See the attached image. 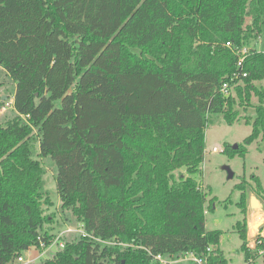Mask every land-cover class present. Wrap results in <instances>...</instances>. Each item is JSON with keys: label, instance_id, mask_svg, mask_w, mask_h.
Returning <instances> with one entry per match:
<instances>
[{"label": "trees", "instance_id": "trees-1", "mask_svg": "<svg viewBox=\"0 0 264 264\" xmlns=\"http://www.w3.org/2000/svg\"><path fill=\"white\" fill-rule=\"evenodd\" d=\"M0 66L16 83L0 91V111L14 98L0 113V264L58 236L46 157L60 215L87 235L66 231L40 264H230L196 175L215 115L253 126L229 157L264 140V0H0ZM251 180L234 186L248 262L264 261V237L248 244L249 187L264 201Z\"/></svg>", "mask_w": 264, "mask_h": 264}, {"label": "rangeland", "instance_id": "rangeland-1", "mask_svg": "<svg viewBox=\"0 0 264 264\" xmlns=\"http://www.w3.org/2000/svg\"><path fill=\"white\" fill-rule=\"evenodd\" d=\"M0 83H2V85H0V91H3V93L14 89L16 86L14 79H12L8 71L1 66ZM2 112H4L3 108L0 113ZM251 112H253L252 109ZM208 125L205 138L207 145L204 157L205 160L202 163L203 171L199 175H196L198 180L211 186L213 196L217 198L215 201V207L207 212L206 227L211 230L222 229L224 231L220 244L230 261V264H240L243 262L246 264H264L262 257L257 258L256 261L253 260L252 263L244 261V253L240 249L242 240L235 227L236 222L241 220L244 216L237 205L242 192L234 187L241 181L242 176L251 180L253 174L260 176L264 186V140L258 138L256 141L249 144L248 153L245 156L235 154L233 157H229L224 153L225 145L244 143L243 140L249 136L253 126L251 124H245L243 121H235L232 125L228 124L222 115H215L214 121ZM215 146H218L219 148L217 151L213 150ZM38 158L40 159L39 156ZM43 163L46 165V172L44 175V181H46L45 189L49 191V196L53 201L51 205L45 206V210L46 213H52L56 218V221L48 224V226L52 227L53 232L59 233L70 225L76 230L73 232L75 236L80 237L82 232L77 231L78 224L74 222H67L68 224H65V217L60 215L58 209L60 197H58V184L55 178L57 165L50 157L44 158ZM226 166H229L232 171H234L235 176L233 178L228 176V171L225 168ZM251 191L253 190H250L249 187V213L247 219L249 222L256 221L255 224L252 222L255 227L254 231H256L252 234L253 239V237L258 235L264 237V211H256L255 213L258 212L259 215L257 213L253 220L252 215L255 213L250 210ZM228 197L231 199L226 200ZM60 223L62 224V227H59ZM60 247L59 244L49 245L48 248L52 249L51 252L47 253V255H43L41 258L36 259L34 263L30 264H40L42 260L51 257ZM34 253L37 254V250H34ZM23 255H26V252H24Z\"/></svg>", "mask_w": 264, "mask_h": 264}, {"label": "built area", "instance_id": "built-area-1", "mask_svg": "<svg viewBox=\"0 0 264 264\" xmlns=\"http://www.w3.org/2000/svg\"><path fill=\"white\" fill-rule=\"evenodd\" d=\"M228 45H230V42L228 43ZM246 50H244V52H245ZM244 60V58H242L241 59V61H240V63L242 62ZM247 75V74H246ZM222 90L224 91V93L226 94V95H229L230 94V90H229V87H228V83H224V85H223V87H222ZM12 103H13V100H10V101H8V103H6L5 104V106L3 107V109L5 110L6 108H9L11 105H12ZM214 151H217L218 150V147L217 146H215V148L213 149ZM71 232V231H73V232H75L76 230H74V228L72 227V226H70V225H68L65 229H63V231H61V233L52 241V243L50 244V245H52V244H59L61 247H63V245H64V242H63V240H62V236L64 235V233L65 232ZM77 231H81L82 233H84V234H86L87 235V233L84 231V229H83V226H82V224H80V225H78V228H77ZM257 237V236H256ZM256 237H254V239L252 240V242H249V246L252 248V247H256ZM107 243V242H106ZM49 246H46V244L44 243V242H41V244H40V249H42V250H44V251H46L47 250V248H48ZM30 249H28L27 251H26V254H30ZM157 257V259L158 260H160L163 264H169V263H171V261L172 260H170V261H165L164 260V258H163V256L162 255H157L156 256ZM184 259H190V260H193V261H195V262H197L198 264H209L208 262H207V258H205V257H201V258H199V257H197L196 255H194L193 253H190V254H186L181 260H184ZM27 262H29V261H25V256L22 254L21 256H19V257H17L16 259H14L13 260V262L11 263V264H26Z\"/></svg>", "mask_w": 264, "mask_h": 264}, {"label": "crops", "instance_id": "crops-1", "mask_svg": "<svg viewBox=\"0 0 264 264\" xmlns=\"http://www.w3.org/2000/svg\"><path fill=\"white\" fill-rule=\"evenodd\" d=\"M12 100V99H11ZM13 101H14V98H13ZM218 147V146H217ZM219 149V148H218ZM203 184H205V182H202ZM251 212V211H250ZM250 215V214H249ZM65 224H68L67 222H65ZM248 224H249V234H248V238H249V240H250V242H252V240L254 239V237H253V239H252V234H254L256 231H254V233H251V227H250V222L248 221ZM263 227V226H262ZM261 227V228H262ZM61 233V231L58 233V235ZM263 234V233H262ZM30 254H26V255H24L25 256V261H29V262H27L26 264H30V263H34L35 261H36V259H39V258H41L43 255H47V253H49V252H51V250L52 249H50V248H47V250L46 251H44V250H42V249H39V248H35V247H31L30 248ZM34 250H37V254H35L34 253ZM225 252V251H224ZM245 261V260H244ZM245 262H243V263H240V264H244ZM251 263H252V261H251ZM23 264V263H22ZM246 264V263H245Z\"/></svg>", "mask_w": 264, "mask_h": 264}, {"label": "water", "instance_id": "water-1", "mask_svg": "<svg viewBox=\"0 0 264 264\" xmlns=\"http://www.w3.org/2000/svg\"><path fill=\"white\" fill-rule=\"evenodd\" d=\"M234 146L237 148L238 144H234ZM225 168L228 171V176H230V178H233L235 176L234 171H232L229 166H226ZM250 210H252L253 213L258 210L264 211V203L262 199L253 191H251L250 197Z\"/></svg>", "mask_w": 264, "mask_h": 264}, {"label": "bare ground", "instance_id": "bare-ground-1", "mask_svg": "<svg viewBox=\"0 0 264 264\" xmlns=\"http://www.w3.org/2000/svg\"><path fill=\"white\" fill-rule=\"evenodd\" d=\"M258 213V212H257ZM257 213H255V214H253L252 216H253V220L255 219V215L257 214ZM261 213V212H260ZM258 215H259V213H258ZM262 215V214H261ZM258 219V218H257ZM255 224V222L256 221H250V227H251V233H253L254 232V229H255V227H254V224Z\"/></svg>", "mask_w": 264, "mask_h": 264}]
</instances>
